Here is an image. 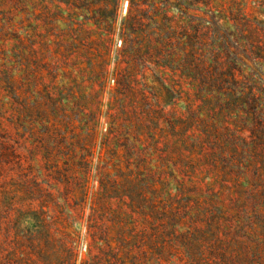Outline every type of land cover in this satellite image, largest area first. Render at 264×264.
<instances>
[{
    "label": "rangeland",
    "instance_id": "374dc122",
    "mask_svg": "<svg viewBox=\"0 0 264 264\" xmlns=\"http://www.w3.org/2000/svg\"><path fill=\"white\" fill-rule=\"evenodd\" d=\"M108 1L106 5L111 9L114 6L113 0ZM151 1L133 0V9L148 10ZM155 2L166 10L172 22L167 23L163 30L155 25H148L137 30L132 37L137 40H154L158 36L166 38L171 59L183 66L189 54H197L201 76L196 79L205 78V84L203 81L189 82L183 77V67L170 65L166 73L165 89L158 86L149 89L142 86L143 82H139V87L135 85V94L140 91L137 88L143 89L153 101L154 112L162 129L155 132L158 135L155 139L159 149L152 153L150 150L146 151V167L139 171L135 168V161H125L122 149L119 150V155L116 154L119 144H123V133L118 140L112 142L120 143L113 145L114 149L109 148L112 155L104 164L106 177L103 181L104 198L108 200L109 208L124 212L125 204H131L132 200L140 202L142 206V211L136 210L127 224L133 238L132 247L120 249L119 254L128 252L124 264H264V200L243 202L242 199L238 201L237 198L224 194L219 188L220 184H225L224 181L228 185L237 182L234 178L225 179L222 175L223 170L233 168L230 150L224 149L226 155L220 161L218 152H211L207 141L204 142L208 134L221 138L236 133L240 136L234 137L237 139L247 136L245 131L236 127L235 122L239 118L245 119L238 108L243 107V101L250 98L249 91L254 88L260 95L264 90V60H246L252 58L249 53L252 48H260V57L264 59V0H260V3L258 0H210V8L204 6L201 0ZM117 7L120 23L128 15L129 0H119ZM59 9L67 10V6L60 4L59 0H0L1 264L10 263L11 257L22 251V226L30 229V233L35 228V211L38 206L36 200L41 199V194L36 198L35 195L32 197L26 190L28 184L23 181L22 172L26 171L27 166L26 163L22 166V157H28L30 146L22 145V105L31 108L37 103L43 104L45 90L56 94L63 82L67 91L71 88L77 93V100L82 101L90 110H99L101 120L97 125L98 130H110V124L108 119H104V115L114 109V102L111 101V94L102 90L97 84L99 80L92 75V72L98 74L102 66L98 47H94L92 54H85L84 46H79V50L83 51L74 50L68 55L63 50L65 59L59 58L57 23L53 25L56 15L60 14ZM195 35L198 37L197 45L193 47L195 52H191L193 43L190 39ZM115 41L118 48L120 41L117 38ZM228 46L234 51L228 49ZM55 69L59 72L63 70V79L61 76L56 80L53 73ZM71 70H75L72 73L78 77L77 81L73 82ZM109 70H112V65ZM122 93L124 96L120 101L127 103L129 98L125 107L131 112L130 106L133 103L130 98L133 97H126L125 92ZM67 101L69 106L74 103L70 97ZM232 105L235 111L226 110ZM188 108L194 113L192 117ZM116 118L118 122H122L124 116L119 114ZM179 118L184 120L182 132H177L171 138L165 137L168 127L177 126L176 120ZM102 142L99 136L95 139L90 153V168L95 167L99 153L105 148ZM198 144H205L209 151ZM166 149L169 156L163 155ZM208 156L214 158L208 160ZM42 162L43 159L38 157L43 173L29 175L30 185L33 188L37 186L36 190L42 187L53 193L59 189L62 197L69 185L64 183L57 188L48 178L50 174L43 169ZM66 162L61 160L62 166ZM66 170L69 173V168ZM118 170L124 176L133 177L131 180L138 187H133L131 192L126 191L121 186L123 180L116 173ZM95 172L94 169L93 174H89L87 182L92 198L99 193V185L93 177ZM76 173L81 174L76 170L73 175L75 178ZM206 184L216 188L215 199L213 196L197 195L198 190L206 191ZM75 196L74 199L68 198V206L75 211V216L69 224L61 223L54 229V248L58 261L68 263L71 252L68 249L77 243V264H116L104 258L100 253L102 251L89 248L92 230L88 223L91 214L89 202L82 206L77 195ZM173 197L178 202L181 201V205L189 203L185 206L187 209H179V220L176 219L177 215L175 219L168 217L167 221L161 212L155 220L149 216L155 202L165 207ZM34 198L35 200L30 201ZM211 200L217 203L214 210L211 208ZM254 209H258L260 213H255ZM97 214V222L91 224L97 228V236L108 230L110 222L113 227L118 226L119 219L112 217L113 214ZM55 217L57 218V214ZM112 230L114 231L113 228ZM59 241L63 243L59 244ZM23 245H30L27 232Z\"/></svg>",
    "mask_w": 264,
    "mask_h": 264
},
{
    "label": "trees",
    "instance_id": "16d2710c",
    "mask_svg": "<svg viewBox=\"0 0 264 264\" xmlns=\"http://www.w3.org/2000/svg\"><path fill=\"white\" fill-rule=\"evenodd\" d=\"M118 1L113 0L114 6L110 9L106 5L109 3L108 0H59L60 4L67 6V10L59 9L58 13L60 14H57L56 19L53 20V25L56 22V28L58 29L56 33L58 57L65 59L64 51L67 55L76 50L78 52L83 51L79 50V46H84L85 54H92L94 47H98L97 52L101 55L102 66L98 74L92 72V75L99 80L97 82L98 86L104 91L107 90L112 96L111 101L114 102V109L104 115V119H108L111 131L109 129L106 132L98 130L97 125L101 120L99 110H90L82 101L77 100V93L71 88L67 91L63 82H61L58 92H55L56 94L45 90V94L42 96L44 98L43 104L37 103L31 108L25 104L22 105V145L30 146L28 157H22V166H24V163L27 166H25L26 171L22 172L23 181L28 184L26 190L31 193L30 195L32 197L35 195L36 198L41 194V199L36 200L38 206L35 211V228L30 233V229L22 226V251L20 250L18 255L11 257L8 264H63L60 260L58 261L59 257L54 248L56 242L53 235L54 229L59 224L67 225L71 218L75 216V211L70 210L68 206V198H76L74 195H77L82 206L89 202L91 214H89L88 223L89 228L92 229L90 231L91 242L89 248L93 247L102 251L100 253L109 262L124 264L128 252L123 251L122 254H119V250L122 248L130 249L133 240L130 226H127V224L132 220L136 210L140 209L142 211V206L140 202L132 200L131 204H125L126 209H123L124 212L122 210L112 211L109 208L108 200L104 198L103 183L105 182L103 181L106 177L104 164L112 155L109 148L114 149L113 145L120 143L119 141H116L115 144L112 142L115 139L118 140L123 133V136H125L122 140L123 144H119L116 154L119 155L121 153L119 150L122 149L126 156L125 161L133 160L138 171L143 169L146 167L145 159L146 153H148L146 151L150 150L152 153L159 149L155 139V137L158 138V135L155 132L162 129L157 119L158 116L154 112L153 101L148 98L147 92L143 89L137 88L140 91L135 94V85L138 86L139 82H143L144 85L142 86L149 89L154 86L165 89L167 86L166 73L170 69V65L183 67L185 75L183 77L188 79L189 82L203 81L205 84V78L197 80L201 76L197 54H189L185 66H183L182 63L178 64L176 60L171 59L166 38L158 36L154 40H137L132 37L137 30L148 27V25H155L163 30L167 23L172 22V18L165 9L155 2L156 0L150 2L148 10L133 9L135 7L133 0H129L128 15L120 23H118ZM258 1L260 3V0ZM201 2L204 6L210 8V0H201ZM207 17L210 18L211 16ZM116 38L120 41L118 48H116ZM197 38L195 35L193 39H190L193 43L191 52H195L193 47L197 45ZM227 48L234 51L230 46ZM245 53L248 55V52ZM249 53L252 58H246L247 61L263 62L264 59L260 57L262 53L260 48H252ZM110 65H112V70H109ZM177 69L180 70V68ZM229 70L233 71L230 68ZM62 72L63 70L61 72L56 71V69L53 70L56 80L63 76ZM72 72L75 73V70L70 72L73 76V82L77 81L78 77L75 74L73 75ZM122 92H125L126 97H133L130 98L131 103H133L130 106L131 112L125 107L129 98L127 103L123 100L120 101L121 97L124 96ZM248 96L250 98L243 101V107L240 108L239 106L238 108L240 114L245 115V119L239 118L235 122L237 128L247 133L246 138H234L240 137L236 133L221 138L208 134V138L206 137L204 142L207 141L206 143L210 146L211 152H218L217 155L220 161L226 155L224 149L230 150L233 168L223 170L222 175L225 179L234 178L237 182L228 185L224 181L225 184L219 185L221 191L227 196L237 198L238 201L242 199L243 202H245L244 200L261 202L264 200V90L259 95L252 88ZM68 97L74 101L72 106H69ZM190 109L188 108V113L192 117L194 113ZM230 109L235 111L234 105L226 110L230 111ZM119 114L124 116L122 122H118L116 118ZM130 114L133 119L132 116L129 117ZM183 121L179 118L176 120L177 126H169L170 130L168 129V132L165 133V137L171 138L177 132H182V129H184ZM124 124L129 126H124ZM125 129H128V131L125 132ZM205 133L207 136L208 132ZM98 136L103 140L102 145L105 148L99 153L95 167L90 168L89 165L92 159L90 153H92V146ZM168 142L166 144L170 145ZM198 146L207 149L205 144H198ZM117 147L115 146V148ZM169 154L166 149V153L163 155L169 156ZM38 157L43 159V169L50 174L48 178L57 188L64 183L69 185L62 197L59 189L56 190V193H53L42 187L36 190L37 186L33 188L30 185L29 175L34 176L36 173H43L38 164ZM213 158L208 156V160ZM61 160L67 161L64 166H62ZM110 162L113 163L112 160ZM164 162L165 160H163ZM68 168L69 173L66 170ZM94 169L96 172L93 177L99 185V193L92 198L89 194L87 182L89 174L92 175ZM76 170L81 173L79 175L78 173L75 174L77 178L73 177ZM116 173L123 180L121 186L126 191L131 192L133 187L135 189L138 187L131 180L133 177L124 176L120 170ZM43 178H45L44 175ZM72 179H75V181L72 182ZM113 180L116 181L115 178ZM215 189L213 185L206 184V191L198 190L197 195L214 197L217 196ZM35 198L30 201L35 200ZM173 198L168 201L165 207H161L159 203L155 202L149 216L151 215L150 217L155 220V217L161 212L167 221H169L168 217L175 219L177 215L176 219L179 220L180 210L187 209L189 203L185 202L181 205V201L178 202L175 197ZM210 203L212 204L211 208L216 209V201L211 200ZM172 207L175 208L172 209ZM188 210L191 209L188 208ZM101 212L107 213L108 216L113 214L112 217L116 216L119 221L117 227H113L110 222L108 230L97 236L95 232L97 228L92 227L91 224L97 222L95 220L99 215L97 213ZM254 212L260 213L258 209H254ZM55 214H57V218ZM26 232L29 233V246L23 245ZM60 243L63 242L59 241ZM68 250L71 252L69 262L66 264H77L79 260L77 243ZM2 261L3 259L0 256V264Z\"/></svg>",
    "mask_w": 264,
    "mask_h": 264
}]
</instances>
